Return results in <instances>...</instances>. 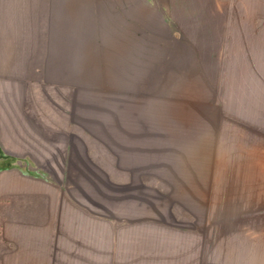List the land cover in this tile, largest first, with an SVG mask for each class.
I'll return each mask as SVG.
<instances>
[{"label": "rangeland", "instance_id": "obj_1", "mask_svg": "<svg viewBox=\"0 0 264 264\" xmlns=\"http://www.w3.org/2000/svg\"><path fill=\"white\" fill-rule=\"evenodd\" d=\"M106 46L23 51L3 68L0 170L68 187L115 216L116 257L101 264H220L206 236L219 247L226 206L251 202L228 178L241 169L236 84L219 74L116 90Z\"/></svg>", "mask_w": 264, "mask_h": 264}, {"label": "crops", "instance_id": "obj_2", "mask_svg": "<svg viewBox=\"0 0 264 264\" xmlns=\"http://www.w3.org/2000/svg\"><path fill=\"white\" fill-rule=\"evenodd\" d=\"M86 41L112 52L116 90L134 92L149 81L164 92L219 74L230 90L236 84L241 169L228 178L251 202L228 204L219 247L207 236L205 247L220 264H264V0H0V75L20 65L23 51H78ZM71 191L0 170V264L116 257V217Z\"/></svg>", "mask_w": 264, "mask_h": 264}]
</instances>
